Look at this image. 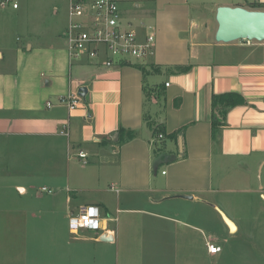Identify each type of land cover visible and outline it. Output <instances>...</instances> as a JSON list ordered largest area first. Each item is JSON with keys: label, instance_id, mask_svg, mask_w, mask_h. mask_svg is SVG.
I'll list each match as a JSON object with an SVG mask.
<instances>
[{"label": "crops", "instance_id": "crops-1", "mask_svg": "<svg viewBox=\"0 0 264 264\" xmlns=\"http://www.w3.org/2000/svg\"><path fill=\"white\" fill-rule=\"evenodd\" d=\"M215 1L210 8L201 0H117L122 21L140 41L154 34L155 46L153 55L110 69L101 59L68 63V10L61 25L59 5L50 8L51 21L25 30L24 50L15 48L11 69L0 71V264H122L124 247L125 264L134 257L144 264L136 245L127 254L141 221L117 216L129 202L140 210L124 211L155 217L171 207L211 208L234 233L231 205L220 196L255 193L264 207V42L214 38L218 7L264 0ZM82 87L76 109L60 103ZM230 93L245 104L228 111L216 144L211 97ZM159 126L165 135L183 131L176 142L163 141L153 134ZM119 129L135 137L118 145ZM154 143L177 160L156 163ZM89 205L102 212L108 242L100 232L69 231V217ZM205 252L216 256L206 245Z\"/></svg>", "mask_w": 264, "mask_h": 264}, {"label": "rangeland", "instance_id": "rangeland-1", "mask_svg": "<svg viewBox=\"0 0 264 264\" xmlns=\"http://www.w3.org/2000/svg\"><path fill=\"white\" fill-rule=\"evenodd\" d=\"M201 1L210 8L216 2L215 0ZM17 2L19 5L17 11L12 10L11 7L5 10L0 9V51L4 57V60L0 61V71L11 69V63L7 60L14 58L15 48L24 50L21 48L24 44L21 37L24 36L28 27L36 29L40 23L46 24L52 20L50 12L52 5H59L56 17L58 23L62 25L67 18L68 0H17ZM43 7L49 9L47 15H43ZM258 186L256 182L253 184V189L258 191L260 189ZM220 197L231 205V209H226V212L238 226L236 233H229L227 225L217 211L204 206L194 205L179 209L171 207L165 212V217H155L151 214L143 215L139 214L140 212L131 214L124 211L126 208L140 210L138 206L134 207L130 202L127 205H121L117 213L121 222L126 218L141 221L130 231L135 236V240H132L136 243H132L130 252L127 254L130 257L134 253L133 246L136 245V248L143 251L144 264L147 262L149 264H264L262 201L255 193L233 192ZM176 212L178 216H175ZM101 216H103L102 212ZM167 216L169 219H166ZM171 218L176 220L171 221ZM207 244L220 246L223 251L210 257L205 252ZM87 248L93 249L92 246ZM186 249H191V253H184ZM123 251H126L125 247L119 257H122L120 263L125 264ZM135 261L136 257L132 258L131 263L134 264ZM137 263H140L139 259Z\"/></svg>", "mask_w": 264, "mask_h": 264}, {"label": "built area", "instance_id": "built-area-1", "mask_svg": "<svg viewBox=\"0 0 264 264\" xmlns=\"http://www.w3.org/2000/svg\"><path fill=\"white\" fill-rule=\"evenodd\" d=\"M68 27L64 34L68 63L103 60L106 69L115 65L143 60L154 53L155 37L148 34L140 41L131 24L122 21L117 0H68ZM12 7L17 9L14 0H0V9ZM167 86V85H166ZM69 110L80 104L79 96L68 95L61 98ZM47 106H51L47 103ZM67 135V131H62ZM78 157H87L79 152ZM85 163V162H84ZM105 219L98 207L89 205L79 209L78 213L68 219V228L73 234L79 231L100 232L112 235L103 227ZM210 255L219 254L222 249L214 244H207Z\"/></svg>", "mask_w": 264, "mask_h": 264}, {"label": "water", "instance_id": "water-1", "mask_svg": "<svg viewBox=\"0 0 264 264\" xmlns=\"http://www.w3.org/2000/svg\"><path fill=\"white\" fill-rule=\"evenodd\" d=\"M215 21L217 29L214 38L218 43L227 44L235 41L264 42V11L248 10L238 6H220L216 9ZM86 93L87 89L84 87L78 91L81 98H84ZM181 150L182 143L179 141V151ZM219 214L229 231L234 233V224L222 212L219 211ZM101 241L108 242L109 239L103 236Z\"/></svg>", "mask_w": 264, "mask_h": 264}, {"label": "trees", "instance_id": "trees-1", "mask_svg": "<svg viewBox=\"0 0 264 264\" xmlns=\"http://www.w3.org/2000/svg\"><path fill=\"white\" fill-rule=\"evenodd\" d=\"M248 10H259L264 11V3H251L248 5ZM176 72H186V67H175L174 68ZM144 72V70H142ZM245 101L244 99L236 94L230 93V94H221V95H212L211 97V136L212 141L214 143L219 142V133L220 129L225 126L226 123V115L229 110L236 106L244 105ZM183 130L173 133L171 135H165V130L163 127L159 126L157 129H154L153 134L158 135L160 138H162L163 141L172 138L173 140H177V135L182 133ZM135 137L134 132L132 131H124L123 129L118 130V139L116 140V144L121 145ZM158 143H154V158L156 160V163H172L177 160L175 156L168 158L165 153H163L160 145H157ZM157 165V164H155Z\"/></svg>", "mask_w": 264, "mask_h": 264}, {"label": "bare ground", "instance_id": "bare-ground-1", "mask_svg": "<svg viewBox=\"0 0 264 264\" xmlns=\"http://www.w3.org/2000/svg\"><path fill=\"white\" fill-rule=\"evenodd\" d=\"M236 230V229H235ZM233 231H234V229H233Z\"/></svg>", "mask_w": 264, "mask_h": 264}]
</instances>
